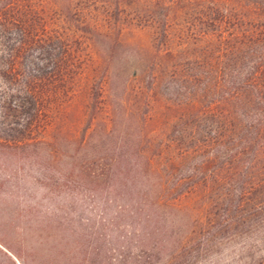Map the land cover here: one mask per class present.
<instances>
[{
	"label": "trees",
	"instance_id": "trees-1",
	"mask_svg": "<svg viewBox=\"0 0 264 264\" xmlns=\"http://www.w3.org/2000/svg\"><path fill=\"white\" fill-rule=\"evenodd\" d=\"M84 2L0 0V198L24 219L28 261L205 264L240 239L232 256L258 264L243 257L264 245V0H113L155 56L127 69L145 76L131 129L102 154L53 130L98 26Z\"/></svg>",
	"mask_w": 264,
	"mask_h": 264
},
{
	"label": "rangeland",
	"instance_id": "rangeland-1",
	"mask_svg": "<svg viewBox=\"0 0 264 264\" xmlns=\"http://www.w3.org/2000/svg\"><path fill=\"white\" fill-rule=\"evenodd\" d=\"M83 6L86 17L98 26L96 30L84 33L89 42L88 55L81 63V68L75 70L72 84L66 87L67 95L59 91L58 98L62 101L60 106L65 110L64 119L61 123L57 121L53 130L64 128L65 136L70 134L77 139L83 138L85 147L80 151L102 154V142L106 138L117 142L122 139L124 128L127 131L131 129L126 110L131 103L138 104L134 89L145 76L141 74L138 78H128L127 69L151 61L155 56V43L148 26L136 21L126 22V19L117 20L114 10H106L113 6V0H86ZM37 56L35 48L28 51L29 60H36ZM95 88L98 98L92 105L89 103V94ZM107 131L109 134L106 135ZM61 141L65 142L64 138ZM70 147L72 150L73 144ZM8 156H12L11 160L15 157L11 154ZM14 209L9 201L0 198V264H30L27 259L28 241L24 238V219L17 216ZM248 240L255 244V238L248 237ZM240 244V239L222 244L206 259L205 264H242L237 257L232 256L238 252L236 248ZM35 251L52 256L57 250ZM245 251V260L258 257V264H264V245L260 249L254 247ZM96 254L93 264H102V250Z\"/></svg>",
	"mask_w": 264,
	"mask_h": 264
}]
</instances>
